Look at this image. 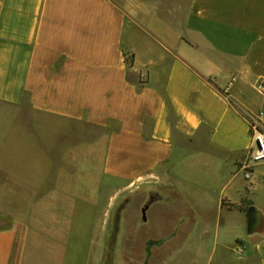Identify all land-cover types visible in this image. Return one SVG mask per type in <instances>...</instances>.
<instances>
[{"label": "crops", "instance_id": "obj_1", "mask_svg": "<svg viewBox=\"0 0 264 264\" xmlns=\"http://www.w3.org/2000/svg\"><path fill=\"white\" fill-rule=\"evenodd\" d=\"M259 81L264 0H0V264H98L97 208L127 187L166 198L146 221L176 210L167 264H264ZM54 120L101 131L64 147Z\"/></svg>", "mask_w": 264, "mask_h": 264}, {"label": "rangeland", "instance_id": "obj_2", "mask_svg": "<svg viewBox=\"0 0 264 264\" xmlns=\"http://www.w3.org/2000/svg\"><path fill=\"white\" fill-rule=\"evenodd\" d=\"M131 3L136 0H130ZM155 12L162 18H175L176 13H181L188 0H151ZM134 6V4H133ZM134 14V12H133ZM129 13V15H133ZM128 54V53H127ZM132 61L131 54L128 55ZM47 129L52 135L53 142H61L62 145L78 143L91 139L100 133V129L95 127L88 128L84 123L64 121L62 124L54 121H44ZM54 130V131H53ZM56 130L58 133H55ZM59 152V150H58ZM167 203L166 198L160 196H148L143 190L137 187H127L111 201L103 202L97 208L96 216L93 219L99 235L96 237V250L100 252L101 258L98 264H120L119 252L121 249V239L131 243L129 247L131 258L128 264H167L168 256L180 244L182 239H165L163 234L169 233L174 223L176 210L159 207L153 210L152 217L147 220V211L144 209L146 204ZM129 232V234L127 233ZM152 235L154 239H147V235ZM156 238V239H155ZM87 245L89 239H83ZM174 242H171V241ZM152 246V247H151ZM153 249V253L148 256L147 249ZM85 253L88 247L85 248ZM83 254H85L82 251ZM184 262L186 263L185 258ZM175 261V260H174ZM85 255L80 256L77 264H87ZM173 263V262H172Z\"/></svg>", "mask_w": 264, "mask_h": 264}, {"label": "built area", "instance_id": "obj_3", "mask_svg": "<svg viewBox=\"0 0 264 264\" xmlns=\"http://www.w3.org/2000/svg\"><path fill=\"white\" fill-rule=\"evenodd\" d=\"M256 88L259 92L264 93V81H259ZM250 127L253 146L246 157L244 165V175L247 179L252 178L254 166L264 160V126L260 116L251 122Z\"/></svg>", "mask_w": 264, "mask_h": 264}]
</instances>
